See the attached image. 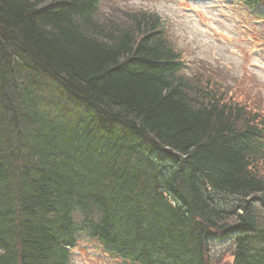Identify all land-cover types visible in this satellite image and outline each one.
Returning a JSON list of instances; mask_svg holds the SVG:
<instances>
[{
    "label": "trees",
    "instance_id": "trees-1",
    "mask_svg": "<svg viewBox=\"0 0 264 264\" xmlns=\"http://www.w3.org/2000/svg\"><path fill=\"white\" fill-rule=\"evenodd\" d=\"M108 1L0 0V264H264V117Z\"/></svg>",
    "mask_w": 264,
    "mask_h": 264
},
{
    "label": "rangeland",
    "instance_id": "rangeland-1",
    "mask_svg": "<svg viewBox=\"0 0 264 264\" xmlns=\"http://www.w3.org/2000/svg\"><path fill=\"white\" fill-rule=\"evenodd\" d=\"M134 12L160 16L167 38L184 54L185 75L205 74L226 100L264 117V29L252 10L237 0H110L101 6L103 18L124 20ZM96 248L82 242L76 264H111ZM232 255L230 245L220 247L213 264H232Z\"/></svg>",
    "mask_w": 264,
    "mask_h": 264
}]
</instances>
